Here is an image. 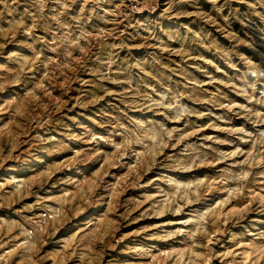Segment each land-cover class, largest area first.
Returning a JSON list of instances; mask_svg holds the SVG:
<instances>
[{"label":"rangeland","instance_id":"1","mask_svg":"<svg viewBox=\"0 0 264 264\" xmlns=\"http://www.w3.org/2000/svg\"><path fill=\"white\" fill-rule=\"evenodd\" d=\"M0 264H264V0H0Z\"/></svg>","mask_w":264,"mask_h":264}]
</instances>
